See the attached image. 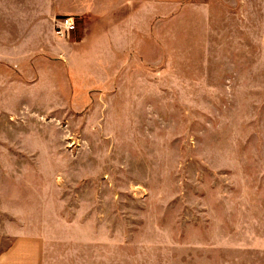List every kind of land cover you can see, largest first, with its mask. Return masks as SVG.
Segmentation results:
<instances>
[{
  "label": "rangeland",
  "instance_id": "374dc122",
  "mask_svg": "<svg viewBox=\"0 0 264 264\" xmlns=\"http://www.w3.org/2000/svg\"><path fill=\"white\" fill-rule=\"evenodd\" d=\"M194 1L211 3L214 26L181 29L144 94L99 97L74 122L66 113L46 129H16L31 147L40 134L55 140L57 182L79 200L74 230L96 236L105 264L119 254L122 264H229L214 240L217 197L230 206L233 184L264 178V1Z\"/></svg>",
  "mask_w": 264,
  "mask_h": 264
},
{
  "label": "crops",
  "instance_id": "0c3cea01",
  "mask_svg": "<svg viewBox=\"0 0 264 264\" xmlns=\"http://www.w3.org/2000/svg\"><path fill=\"white\" fill-rule=\"evenodd\" d=\"M62 16L77 21L69 38L55 33ZM214 20L208 1L0 0V264L110 262L97 254L94 234L74 230L69 208L79 200L65 198L57 182L64 167L55 140L40 134L31 147L30 132L16 129H46L48 117L66 113L74 122L99 97L144 94L161 49L169 58L181 29L194 23L207 34ZM32 113L45 120L33 121ZM225 196L217 197L214 240L229 264H264V178L233 184L230 206Z\"/></svg>",
  "mask_w": 264,
  "mask_h": 264
},
{
  "label": "built area",
  "instance_id": "2783aa9c",
  "mask_svg": "<svg viewBox=\"0 0 264 264\" xmlns=\"http://www.w3.org/2000/svg\"><path fill=\"white\" fill-rule=\"evenodd\" d=\"M77 30V21L73 16H62L55 20V33L60 38H69Z\"/></svg>",
  "mask_w": 264,
  "mask_h": 264
}]
</instances>
